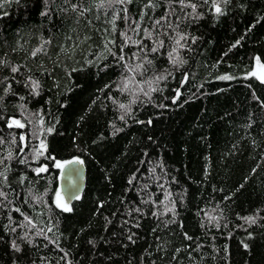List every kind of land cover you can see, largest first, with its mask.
I'll list each match as a JSON object with an SVG mask.
<instances>
[{
	"label": "trees",
	"instance_id": "16d2710c",
	"mask_svg": "<svg viewBox=\"0 0 264 264\" xmlns=\"http://www.w3.org/2000/svg\"><path fill=\"white\" fill-rule=\"evenodd\" d=\"M99 3L0 0V264H264V0Z\"/></svg>",
	"mask_w": 264,
	"mask_h": 264
},
{
	"label": "snow or ice",
	"instance_id": "6c2138e0",
	"mask_svg": "<svg viewBox=\"0 0 264 264\" xmlns=\"http://www.w3.org/2000/svg\"><path fill=\"white\" fill-rule=\"evenodd\" d=\"M17 2H19V0H17ZM47 2V0H46ZM66 2H70V0H66ZM225 2H227V0H225ZM105 3L109 4V5H126L128 3H131V0H100V3H99V7H104ZM181 3H183V0H181ZM193 9H195V5H192ZM215 7V11L217 14H221L222 13V9L218 6V5H214ZM72 11L74 12H77L78 11V5L77 4H72ZM90 11V9H79L78 11V14L83 16L86 12ZM119 11H124L125 13H127V9L126 8H120V9H117V13ZM42 15H47V12H43L41 13ZM114 19H115V16L113 18V24H114ZM90 22V21H89ZM157 24L160 23V21L158 20L156 22ZM133 31H136V29H133ZM123 37H124V45L121 46V52H123V48L125 46H127V44L129 42H131V37L128 36L127 33H122ZM89 37H85V39H88ZM149 38H150V33H149ZM69 39H71V37H69ZM186 39L185 36H180L179 39L176 41L177 44H180V41L181 40H184ZM47 43V41H46ZM110 44H115V41L113 40H109L106 44H105V48L108 50L109 53H111V48H109V45ZM160 45L162 46L163 45V41H160ZM41 51V48H37L35 50V52H33V55H35L37 52H40ZM152 52H156L157 51V48H152L151 49ZM113 55H115L114 53H111ZM170 57H171V54H170ZM120 60H123L124 57L121 55L119 57ZM177 60H178V57L177 58H174L172 59V63L173 65L175 66L176 63H177ZM257 65L262 69V71H264V64H261L260 63V60L259 58H257ZM148 63H151V61H148ZM138 68L142 67V65H138L137 66ZM13 72H16L18 71L17 68H13L12 69ZM253 75H255V73H252ZM165 77L163 76H158L156 79L157 80H160V79H164ZM230 77H221V79H229ZM259 79H261L262 82H264V75H261L260 77H258ZM32 84H33V87L34 89L35 88H38V82L36 81H32ZM127 87V83H125V88ZM9 128L11 127H16V128H23L25 125L23 123H21V121L19 120H16V119H12L8 125H7ZM53 131V129L50 127L47 129V132L48 133H51ZM20 140L21 141H24L25 140V137L24 136H21L20 137ZM2 142V141H0ZM26 146V145H25ZM47 150V145L46 143L42 140L40 145H39V148L36 150V155L39 156V155H43L44 152H46ZM21 151H23V149L21 148ZM9 156H11V153L9 154ZM48 159L52 160L54 162V167H56L57 169L61 170L62 173H64V170L68 168V166L70 164H82L83 161L79 160V159H75V160H70V161H67V162H62V161H58L56 160V158L54 156H48L47 157ZM0 163H3L2 160H0ZM21 163H24V161L22 160ZM48 167L46 165H42L40 166L39 168L35 169L34 171L36 172L37 175H40L41 173H45V172H48ZM6 171V170H5ZM67 175L69 176H73V175H76V171L73 169V170H69ZM0 177L3 178V181H7V176L5 175V172H0ZM23 179V178H22ZM7 193L3 192L2 190H0V198H3V199H6L7 198ZM77 199H79V196H76ZM56 207L58 208H61L63 211L65 212H70L72 209L70 207V204L69 202H67L65 200V197L61 194L60 191H57L55 193V201H54ZM15 211L17 212H20V209L19 208H16L14 209ZM21 215H24L23 213H21ZM250 220V222H255L252 218H247ZM24 220L27 222L28 225H31L32 228H35L36 227V224L33 222V220L28 217L27 215H24ZM13 231H15V229H12ZM52 229L51 228H48V231H51ZM37 235H44L45 238L47 239V236L45 233H43L42 231L40 232H37L36 233ZM12 247L14 250L16 251H20V247L13 241V244H12ZM247 247V246H246Z\"/></svg>",
	"mask_w": 264,
	"mask_h": 264
},
{
	"label": "water",
	"instance_id": "95a60500",
	"mask_svg": "<svg viewBox=\"0 0 264 264\" xmlns=\"http://www.w3.org/2000/svg\"><path fill=\"white\" fill-rule=\"evenodd\" d=\"M77 159L82 161L80 158ZM73 169L76 171V175H67L68 171ZM86 175L87 170L83 163L70 164L68 168L64 170V173H62L60 170V175L58 176V191L61 192L69 204H72L74 201H76V196H80L84 188H86Z\"/></svg>",
	"mask_w": 264,
	"mask_h": 264
},
{
	"label": "rangeland",
	"instance_id": "374dc122",
	"mask_svg": "<svg viewBox=\"0 0 264 264\" xmlns=\"http://www.w3.org/2000/svg\"><path fill=\"white\" fill-rule=\"evenodd\" d=\"M251 73H255L256 77H260L261 75H264V71H262V69L257 65V62H255L254 66L252 67ZM259 80H261V79H259Z\"/></svg>",
	"mask_w": 264,
	"mask_h": 264
}]
</instances>
